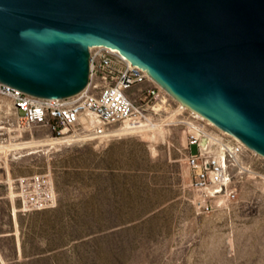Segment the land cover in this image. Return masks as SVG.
<instances>
[{"label": "rangeland", "instance_id": "obj_1", "mask_svg": "<svg viewBox=\"0 0 264 264\" xmlns=\"http://www.w3.org/2000/svg\"><path fill=\"white\" fill-rule=\"evenodd\" d=\"M173 108L168 97L140 120L159 130L55 145L33 131L1 149L13 184L8 198L0 184V232L13 228L6 205L20 206L16 178L49 173L57 202L17 214L0 264H264V155L243 150L225 194L196 189L185 158L199 123Z\"/></svg>", "mask_w": 264, "mask_h": 264}, {"label": "water", "instance_id": "obj_2", "mask_svg": "<svg viewBox=\"0 0 264 264\" xmlns=\"http://www.w3.org/2000/svg\"><path fill=\"white\" fill-rule=\"evenodd\" d=\"M119 50L174 98L264 155V0H0V80L48 97Z\"/></svg>", "mask_w": 264, "mask_h": 264}, {"label": "built area", "instance_id": "obj_3", "mask_svg": "<svg viewBox=\"0 0 264 264\" xmlns=\"http://www.w3.org/2000/svg\"><path fill=\"white\" fill-rule=\"evenodd\" d=\"M87 51L86 83L73 94L40 96L0 80V150L17 152L26 148L21 139L33 131L50 145L136 134L148 128V124L140 122L146 119L148 110L154 111L158 101L164 104L169 97L174 107L170 117L186 113L199 123L198 127L187 123L192 133L187 137L185 161L193 176V187L210 196L225 194L234 177L231 168L237 166L242 151L249 148L174 98L147 69L134 65L119 50L91 45ZM15 182L20 212L56 206L49 173L22 176Z\"/></svg>", "mask_w": 264, "mask_h": 264}, {"label": "crops", "instance_id": "obj_4", "mask_svg": "<svg viewBox=\"0 0 264 264\" xmlns=\"http://www.w3.org/2000/svg\"><path fill=\"white\" fill-rule=\"evenodd\" d=\"M0 184L3 186L4 192H5V195L3 196V198H8L11 192L13 181L12 180L8 181L6 178L5 180H1ZM6 206L8 207L7 216L13 228H10L4 232H0V236H14L16 238L18 235V226H17L16 216L17 214L20 213L19 206L18 207L17 205H6Z\"/></svg>", "mask_w": 264, "mask_h": 264}, {"label": "bare ground", "instance_id": "obj_5", "mask_svg": "<svg viewBox=\"0 0 264 264\" xmlns=\"http://www.w3.org/2000/svg\"><path fill=\"white\" fill-rule=\"evenodd\" d=\"M164 122H162V124H163ZM161 128V125H149L148 126V129H146V130H142V131H147V130H159ZM141 131V132H142ZM47 142V141H46ZM254 151V150H253ZM7 180L8 181H11V178L9 177V176H7ZM221 189H223V187H221ZM213 190L212 189H210V192H212Z\"/></svg>", "mask_w": 264, "mask_h": 264}]
</instances>
